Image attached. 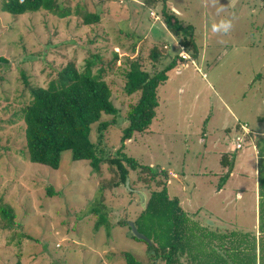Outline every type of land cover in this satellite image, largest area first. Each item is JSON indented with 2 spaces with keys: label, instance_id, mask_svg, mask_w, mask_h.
Segmentation results:
<instances>
[{
  "label": "rangeland",
  "instance_id": "1",
  "mask_svg": "<svg viewBox=\"0 0 264 264\" xmlns=\"http://www.w3.org/2000/svg\"><path fill=\"white\" fill-rule=\"evenodd\" d=\"M1 1L0 264H124L122 252L151 263L146 244L131 238L127 226H114L140 212L145 186L112 187L108 164L92 170L69 151L60 154L55 170L30 163L22 125L8 123L29 101L28 88L46 86L69 62L78 71L91 64L94 75L113 54L117 60L103 80L117 115L100 118L110 122L102 157L119 149L126 113L138 99V93H123L128 64L138 61L152 75L172 63L156 88L148 128L125 141L120 154L156 174L149 188L178 201L202 228L200 242L205 233L257 236L255 149L262 142L251 131L264 132V0H166V12L182 27L177 35L161 25L159 3L58 0L67 14L58 18L43 11L8 14ZM85 14L98 15V23L82 25ZM222 21L231 28L213 31ZM180 39L186 61L177 55ZM153 47L160 53L156 61L149 58ZM95 127L89 134L94 144Z\"/></svg>",
  "mask_w": 264,
  "mask_h": 264
},
{
  "label": "trees",
  "instance_id": "2",
  "mask_svg": "<svg viewBox=\"0 0 264 264\" xmlns=\"http://www.w3.org/2000/svg\"><path fill=\"white\" fill-rule=\"evenodd\" d=\"M140 1L147 7L159 3L163 26L170 33L178 34L182 27L179 21L172 19L166 12V0ZM1 4V10L12 15L37 11L58 18L67 15L63 9L59 10L58 0H2ZM98 21L96 14L81 17V24L84 26ZM182 31H186V28ZM184 39L177 41L179 48H184ZM158 54L160 53L153 47L149 54L150 60L156 61ZM116 60L117 57L113 54L111 61L94 75L90 71L91 64L86 63L84 69L78 71L74 63L69 62L55 73L46 86L28 88L29 101L8 121L9 124L22 125L26 161L55 170L60 154L69 151L73 161H85L92 170H98L102 163L108 164L114 171L116 180L111 183L112 187H124L125 179L128 181V189L133 185L145 186L148 194L132 223L136 231L150 241V245H146L150 264L155 261L163 264H264V141L262 147L255 145L258 158L257 236L238 232L214 235L209 232L211 236L205 233L207 237L200 242L202 228L187 219L178 201L169 199L163 190L149 188L150 178L156 174L149 167L120 154L121 145L125 141L148 128L157 106L156 88L172 63L152 75L142 70L138 61L128 64L123 75V93L126 96L138 93V99L126 113V126L120 136L119 149L112 157H102L101 140L110 122H102L100 118L106 115L113 119L117 115L103 78L106 71L113 69ZM0 62L4 60L0 58ZM92 125H96V144L89 137ZM130 173H134L135 179L129 177ZM47 192L51 193L49 189ZM1 213L6 220L11 221L10 214L5 211ZM99 223L100 221L97 225ZM114 226H126V221L120 220ZM121 258L124 264H141L126 252L121 253Z\"/></svg>",
  "mask_w": 264,
  "mask_h": 264
},
{
  "label": "water",
  "instance_id": "3",
  "mask_svg": "<svg viewBox=\"0 0 264 264\" xmlns=\"http://www.w3.org/2000/svg\"><path fill=\"white\" fill-rule=\"evenodd\" d=\"M127 185H128V181H127V179H125L124 187L128 189ZM126 226H127L128 230H129L130 235L135 240L142 241L148 246L150 245V241L136 231V229H135V227H134L132 222H126Z\"/></svg>",
  "mask_w": 264,
  "mask_h": 264
},
{
  "label": "built area",
  "instance_id": "4",
  "mask_svg": "<svg viewBox=\"0 0 264 264\" xmlns=\"http://www.w3.org/2000/svg\"><path fill=\"white\" fill-rule=\"evenodd\" d=\"M149 14H150V16L152 15L151 12ZM177 55H178L179 59L182 60V61H186L188 59V56L185 54V52L183 51L182 48H179V52H178ZM241 130L245 133V128L244 127H241ZM240 141H241V139L239 137H235V139H234V149L235 150H238V149L241 148Z\"/></svg>",
  "mask_w": 264,
  "mask_h": 264
},
{
  "label": "clouds",
  "instance_id": "5",
  "mask_svg": "<svg viewBox=\"0 0 264 264\" xmlns=\"http://www.w3.org/2000/svg\"><path fill=\"white\" fill-rule=\"evenodd\" d=\"M231 28V23L229 21H222L219 25H213V31L219 32L223 30L227 32Z\"/></svg>",
  "mask_w": 264,
  "mask_h": 264
},
{
  "label": "crops",
  "instance_id": "6",
  "mask_svg": "<svg viewBox=\"0 0 264 264\" xmlns=\"http://www.w3.org/2000/svg\"><path fill=\"white\" fill-rule=\"evenodd\" d=\"M161 25L163 26V24L161 23ZM164 27V26H163ZM252 134H254L255 136L261 138L260 141L263 142L264 141V132H256V131H251ZM245 134H246V130H245ZM247 134H250V133H247ZM254 146V145H253ZM254 148V147H253ZM255 154H256V151H255ZM264 158V156L262 157Z\"/></svg>",
  "mask_w": 264,
  "mask_h": 264
}]
</instances>
